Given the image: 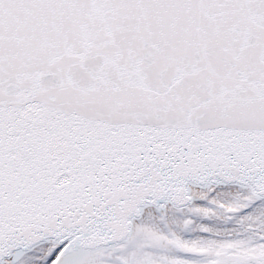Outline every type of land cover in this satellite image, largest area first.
Instances as JSON below:
<instances>
[{
  "label": "snow or ice",
  "instance_id": "snow-or-ice-1",
  "mask_svg": "<svg viewBox=\"0 0 264 264\" xmlns=\"http://www.w3.org/2000/svg\"><path fill=\"white\" fill-rule=\"evenodd\" d=\"M0 264H264V0H0Z\"/></svg>",
  "mask_w": 264,
  "mask_h": 264
}]
</instances>
